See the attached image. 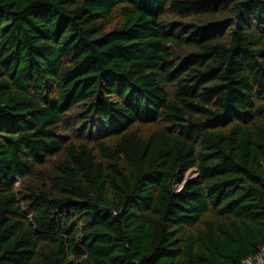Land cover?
Masks as SVG:
<instances>
[{
  "label": "trees",
  "instance_id": "trees-1",
  "mask_svg": "<svg viewBox=\"0 0 264 264\" xmlns=\"http://www.w3.org/2000/svg\"><path fill=\"white\" fill-rule=\"evenodd\" d=\"M263 247L264 0H0V264Z\"/></svg>",
  "mask_w": 264,
  "mask_h": 264
},
{
  "label": "built area",
  "instance_id": "built-area-1",
  "mask_svg": "<svg viewBox=\"0 0 264 264\" xmlns=\"http://www.w3.org/2000/svg\"><path fill=\"white\" fill-rule=\"evenodd\" d=\"M242 264H264V247L256 254L244 258Z\"/></svg>",
  "mask_w": 264,
  "mask_h": 264
}]
</instances>
